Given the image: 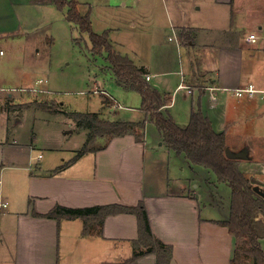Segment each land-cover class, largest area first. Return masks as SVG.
<instances>
[{
	"label": "crops",
	"instance_id": "crops-1",
	"mask_svg": "<svg viewBox=\"0 0 264 264\" xmlns=\"http://www.w3.org/2000/svg\"><path fill=\"white\" fill-rule=\"evenodd\" d=\"M50 4L0 0V43L9 41L22 26L12 19V8ZM151 11L155 16L146 23L151 24L154 45L148 48V61L138 60L142 52L116 36L120 26L103 33H109L117 52L144 70V77L150 76L148 83L153 89L172 96V104L163 112H169L179 127L189 125L200 100L214 131L225 133L227 147L235 153L246 151L240 170L254 188L264 191V93H235L249 86L264 92V0H162L161 9ZM183 34L189 40L184 41ZM82 38L80 41H85ZM90 50L95 59L104 61L96 65L103 71L100 76L90 75L88 81L93 85L89 93L99 95L102 106L98 112L85 113H97L110 121H144L141 95L117 81L106 55L96 56ZM2 52L0 61L5 55ZM2 79L0 71V264H157L154 253L128 262L139 240L134 214L110 215L87 235L83 234L80 218L63 219L58 224L56 219L34 215L47 214L57 205L86 208L136 206L141 202L154 236L173 248L171 264H232L236 238L228 227L216 223L229 219L231 193L228 203L222 195L218 197L214 192H219L224 183L208 169L191 164L170 149L154 123L146 124L144 143L136 142L133 135L100 139L105 142L100 150L74 163L70 162L85 142L72 148L61 146L55 149L59 157L52 164L43 162L45 156L37 152L36 132L22 134L19 129L23 123L31 118L35 122L37 118L62 117L64 121L57 123L64 126L61 140L65 143L81 132L87 139L89 130L78 129L64 114L34 107L36 102L41 103L37 100L40 98L59 102L58 92L49 88V79L31 82L21 78L13 85L2 83ZM202 88L205 92L200 97ZM59 103L66 112H79ZM172 155L177 167L171 164ZM184 170L190 177L177 176ZM200 186L212 208L217 206L216 200L221 203L219 210L215 208L219 217L201 216ZM211 196L212 201L208 199ZM261 244L264 249V239ZM238 261L253 264L244 254L238 255Z\"/></svg>",
	"mask_w": 264,
	"mask_h": 264
},
{
	"label": "trees",
	"instance_id": "trees-1",
	"mask_svg": "<svg viewBox=\"0 0 264 264\" xmlns=\"http://www.w3.org/2000/svg\"><path fill=\"white\" fill-rule=\"evenodd\" d=\"M36 1L53 3L59 11L66 10L67 21L74 24L81 34L88 35L93 55H106L105 59L117 81L141 95V108L146 113V119L142 122L110 121L102 119L97 113L66 112L61 108L55 109L57 107L50 104L36 103L40 109L54 114H64L73 119L78 129L89 130L84 145L70 163L78 161L90 152L100 150L101 148L94 146L100 139L133 135L136 142L144 143L146 124L154 123L170 149L184 155L191 164L208 169L218 182L226 184L231 189L230 217L227 221L216 223L228 227L236 238V255L232 264H239V254L251 258L253 264H264V249L261 244V240L264 239V219L261 218L264 214V198L255 191L252 181L240 170V160L226 156V135L214 131L211 121L202 111L200 100L196 109L192 111L189 125L185 128L179 127L169 112H163V108L172 104V96L163 95L153 89L144 77V70L114 49L109 41L108 32L97 34L93 31L90 13L83 15L75 0ZM183 39L187 41L189 36L183 34ZM204 92L203 88L200 89V97ZM120 213H131L138 218L139 240L136 242L134 255L128 262L154 253L157 255V264H171L173 248L154 236L146 207L142 202L136 206L111 204L86 208L57 205L47 214L34 215L56 219L58 224L63 219L80 218L84 222L83 234L87 235L95 226L102 225L108 216ZM245 244H249L248 249L244 248Z\"/></svg>",
	"mask_w": 264,
	"mask_h": 264
},
{
	"label": "rangeland",
	"instance_id": "rangeland-1",
	"mask_svg": "<svg viewBox=\"0 0 264 264\" xmlns=\"http://www.w3.org/2000/svg\"><path fill=\"white\" fill-rule=\"evenodd\" d=\"M75 1L83 14L91 12L90 18L95 33L103 34V31L107 28L121 27L120 33L116 36L125 41L133 50L137 49L136 51L142 52L139 54L138 60L139 57L143 58L144 61L149 60L147 56L148 48L154 44L150 39L151 24H147L146 21L150 22L152 16H155L151 11L152 9H161L162 0H153V2L152 0ZM33 2L38 3L36 0H33ZM65 15L66 10L59 11L53 4L44 7L39 6V8H28V6H19L18 9L12 8V19L21 22L22 26L12 33V36L8 39L9 41L0 43V50L2 49L5 52L0 61V71L4 75L2 83L13 85L22 81V79L25 81L27 79L32 80L31 82L40 78L49 79V88L54 92H58L55 95L68 110L84 113L98 112L102 106L101 99L99 95L94 96L93 93H89L93 85L88 81L90 75L100 76L103 71L100 70L101 67L99 68L96 65L101 66L104 61L98 57V59H95L90 54L91 42L88 35L81 34L74 24L72 25L67 21ZM131 22H135L136 27L132 26ZM130 23L131 26L126 27ZM23 31L25 34L20 36V32ZM82 36L86 43L80 41L83 39ZM44 86L47 87L48 85ZM109 87L110 83L107 82V88ZM82 91L85 94H80ZM25 94H28V92ZM37 100L41 103L50 104L52 107H57L55 109L61 108L57 100H49V98ZM35 106L38 105L34 104ZM41 110L45 111L42 108ZM61 121H64L62 117L57 120H49L47 117L37 118L35 122L31 118L20 126L19 131L22 134L27 135L32 131L36 132V146L39 150L37 152H41L45 156L43 162L52 164L54 159L59 157L58 154H54L55 149H59L61 146L67 148L82 146L86 140L85 132H81L74 134L69 142H66L67 144L62 142L61 130H64V126L61 127L62 125L57 123H61ZM104 144L105 142L98 140L94 146L100 148ZM173 157L175 156L172 155L171 164L173 167H177L176 164V166L173 164ZM188 173L187 170H184L178 173L177 176L188 178L190 177ZM219 190L220 193H214L218 197L222 195L224 201L228 203L231 189L225 184H221ZM203 191L204 189L200 186L198 194H201V216L219 217V213L215 208L219 210L217 206H220L221 203L216 200L217 206L212 208L207 201L206 192ZM208 199L212 201V196ZM262 219H264V214Z\"/></svg>",
	"mask_w": 264,
	"mask_h": 264
},
{
	"label": "water",
	"instance_id": "water-1",
	"mask_svg": "<svg viewBox=\"0 0 264 264\" xmlns=\"http://www.w3.org/2000/svg\"><path fill=\"white\" fill-rule=\"evenodd\" d=\"M226 156L230 159H235V160H245L247 158L246 151H241L238 153L232 152L230 148L227 147L226 149ZM255 191L264 198V191L261 190L259 187L254 188Z\"/></svg>",
	"mask_w": 264,
	"mask_h": 264
},
{
	"label": "built area",
	"instance_id": "built-area-1",
	"mask_svg": "<svg viewBox=\"0 0 264 264\" xmlns=\"http://www.w3.org/2000/svg\"><path fill=\"white\" fill-rule=\"evenodd\" d=\"M252 37H254V36H252ZM2 54H3V52H2ZM145 78H146L147 81L150 80V76L149 75H147ZM94 92L98 93L97 91H94ZM235 93L238 96H244V95L253 96V95H256V94H263L264 92L255 89L254 86H249V87H246V88L236 89Z\"/></svg>",
	"mask_w": 264,
	"mask_h": 264
}]
</instances>
